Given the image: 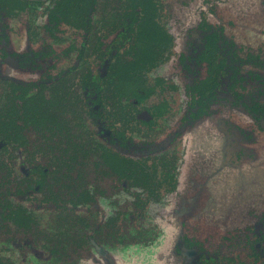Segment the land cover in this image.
Returning <instances> with one entry per match:
<instances>
[{"label": "flooded vegetation", "instance_id": "flooded-vegetation-1", "mask_svg": "<svg viewBox=\"0 0 264 264\" xmlns=\"http://www.w3.org/2000/svg\"><path fill=\"white\" fill-rule=\"evenodd\" d=\"M239 186L264 194V0H0V264H264V208L247 258L160 222L215 226Z\"/></svg>", "mask_w": 264, "mask_h": 264}, {"label": "rangeland", "instance_id": "rangeland-1", "mask_svg": "<svg viewBox=\"0 0 264 264\" xmlns=\"http://www.w3.org/2000/svg\"><path fill=\"white\" fill-rule=\"evenodd\" d=\"M235 173L236 172H233V178L235 177ZM215 175L221 176L217 171ZM257 180L263 182L260 177H258ZM233 185L236 184L233 183ZM245 191H247L245 188L242 189L241 186L237 187L236 192L238 197L236 198V203L238 202V207L235 205L233 210H209V214H211L212 219L215 221V226L211 224L214 223L213 221L204 220L200 217L197 218L196 214L191 212V214L188 213L189 210L187 211L185 208L160 211V222L164 224V222L167 221L164 229H168V232L171 233H176L177 228L188 232L195 231L203 241L205 248H207L209 252L217 254L218 256H223L225 253L236 252L239 253L241 257L247 258L246 249H248V242L246 241V237L248 236V233L246 232V223L247 220L252 217V212L261 213L263 211L264 194L261 193L258 194V196L248 193L250 197L253 198L248 201L249 195L245 193ZM248 202L249 204H255L254 208H250L252 206H249ZM227 216H230V218L228 219ZM170 219L174 221V224L176 223L179 226H173L169 230L167 227H170L171 225L169 223ZM133 225L134 227L130 231H125L126 241L133 240L134 238L146 240L147 238H153L162 231L159 225L154 226V224H149L148 222L145 224L142 222L140 225L136 222ZM164 248L165 244L161 249Z\"/></svg>", "mask_w": 264, "mask_h": 264}]
</instances>
